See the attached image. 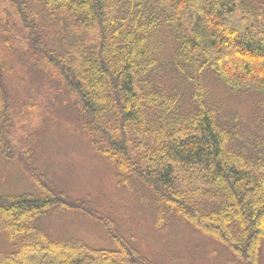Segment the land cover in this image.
I'll return each mask as SVG.
<instances>
[{
    "label": "trees",
    "instance_id": "obj_1",
    "mask_svg": "<svg viewBox=\"0 0 264 264\" xmlns=\"http://www.w3.org/2000/svg\"><path fill=\"white\" fill-rule=\"evenodd\" d=\"M0 43L39 89L62 97L60 109L120 184L151 192L158 221L171 214L243 264H261L264 158L232 147L200 85L189 111L163 79L182 71L197 87L206 70L264 96V0H0ZM2 60L0 155L27 165L39 193L0 191V264H159L112 218L31 168L42 107L12 96ZM54 211L98 221L112 248L50 237L40 221Z\"/></svg>",
    "mask_w": 264,
    "mask_h": 264
},
{
    "label": "rangeland",
    "instance_id": "obj_2",
    "mask_svg": "<svg viewBox=\"0 0 264 264\" xmlns=\"http://www.w3.org/2000/svg\"><path fill=\"white\" fill-rule=\"evenodd\" d=\"M0 56L5 65V84L12 96L26 106L37 103L42 107L41 120L37 119L35 126L37 144L30 159L33 170L72 199L112 218L119 233L155 263L243 264L227 248L204 237L181 219L166 214L158 221L151 192L139 181L119 183L115 170L94 152L86 137L68 120L71 116L67 117L60 109L62 97H55L45 87L39 89L42 82L35 78L33 70L1 43ZM169 73L163 80L181 98L185 109L191 111L196 107L192 97L195 92L200 95V85L203 91L200 99L214 111L219 128L230 135L232 147L253 158H264L263 95L232 90L211 71L202 72L197 87L184 79L182 71ZM0 191L39 193L31 182L28 166L1 155ZM40 224L56 240L112 248L102 225L79 213L54 211ZM259 257L264 264V243Z\"/></svg>",
    "mask_w": 264,
    "mask_h": 264
}]
</instances>
